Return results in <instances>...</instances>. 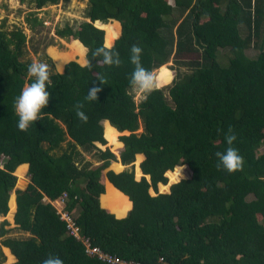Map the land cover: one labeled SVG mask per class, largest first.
I'll return each mask as SVG.
<instances>
[{
    "label": "trees",
    "instance_id": "obj_1",
    "mask_svg": "<svg viewBox=\"0 0 264 264\" xmlns=\"http://www.w3.org/2000/svg\"><path fill=\"white\" fill-rule=\"evenodd\" d=\"M59 1L31 0L36 8ZM86 14L78 26L56 30L73 41L69 50L54 47L80 62L87 47L88 63L49 70V103L27 130L17 127L14 99L33 79L32 60L24 59L28 37L20 27L0 28V214L16 191V223L30 233L3 240L17 257L11 264H43L50 256L63 264H109L68 234L49 201L64 192L82 234L122 258L264 264V0H88ZM28 20L43 24L35 12ZM113 20L122 24L118 38L120 22ZM133 44L142 48L145 68L160 67L159 84L172 79V58L191 70L137 102L129 84ZM99 46L119 52L121 63L93 58ZM96 85L98 98L87 100ZM228 134L243 158L234 172L216 156L229 146ZM106 138L119 157L96 145ZM92 150L99 164L87 160L84 152ZM23 163L28 177L15 173Z\"/></svg>",
    "mask_w": 264,
    "mask_h": 264
},
{
    "label": "rangeland",
    "instance_id": "obj_2",
    "mask_svg": "<svg viewBox=\"0 0 264 264\" xmlns=\"http://www.w3.org/2000/svg\"><path fill=\"white\" fill-rule=\"evenodd\" d=\"M87 6H88V0H60L56 4H49L42 8H36L35 5L31 2V0H26V1L0 0V28H4V29H14L15 27L22 28L26 32L28 37L27 51L24 59L43 60L49 65V70L51 72L59 71V70L63 71L62 68L56 67L54 62L52 64L48 62L47 58L44 55L45 53L47 54V50L50 46H55L62 51L69 50V44L72 43L73 41H71L68 38L60 37L59 35H57L56 30L58 28L64 27L66 24L76 27L81 22L85 20H89L86 14ZM32 12H35V14H37L38 17H40L43 20V24H38L35 27H32L31 23L28 20ZM113 21L119 22L117 20H113ZM119 24H120V29L122 30V25L121 23ZM121 32L122 31H120L118 36H120ZM87 50L88 49H86L85 51L86 53L84 57V62H82L84 64L88 62ZM226 51L227 50H223L222 54H225ZM257 53L258 51L255 49L248 50V55L250 56H255ZM77 61H79V58L77 59ZM166 64L168 65V68H170L173 72L172 79L167 83L159 84L158 75H159L160 67L156 68L153 70V73L156 78V86L154 88L168 87L173 82L174 78L177 76V72L184 74L185 72H189L191 70V67L181 63H177L174 60V58H172ZM132 93L134 94V97L137 102H140L147 95V93L141 92L137 89H133ZM103 125L105 132V120L103 121ZM141 130L142 128H140V131ZM123 134H129V132L125 131V133L123 132L120 133L118 139H120V136ZM96 145L101 149H106L107 147H111L119 157L118 155L119 151L113 147V144L109 143L108 139L106 144L97 142ZM63 146L64 147L67 146V141L63 143ZM84 153L86 155L87 160H90L93 163V165L100 163L98 158H96L95 156V150H92L91 152L86 151ZM111 167H114V163L112 164ZM18 168H17L18 171L16 170L17 172H19V170L23 168L22 174L18 173L20 176L28 177L27 170L24 169V167L21 168L20 166ZM15 193L16 191L12 192L11 197L13 199L10 200V202H14L13 206L9 203L10 209L8 213L5 215L0 214V230H1L2 222L6 219L8 220V224H5V228L8 229V231L6 232V234L0 237V248L4 253V257H2L3 255L0 254V264H11L17 261V257L12 253L10 247L3 244V240L5 238L26 237L30 234L27 231H23L19 229L18 224L16 223L15 216L18 209V204H16L15 201V197H14Z\"/></svg>",
    "mask_w": 264,
    "mask_h": 264
},
{
    "label": "clouds",
    "instance_id": "obj_3",
    "mask_svg": "<svg viewBox=\"0 0 264 264\" xmlns=\"http://www.w3.org/2000/svg\"><path fill=\"white\" fill-rule=\"evenodd\" d=\"M142 51V48L136 44H133L130 48L129 59L134 65V69L130 74L129 84L133 89L149 93L156 86V78L154 73L141 63ZM47 55L53 60L56 67L64 69L69 63V61L60 56L54 46L48 48ZM92 57L99 59L106 66H118L121 63L119 52L112 50L110 47H96L92 51ZM27 71L33 79L22 87L19 95L14 99V111L18 117L17 127L20 130H27L33 123L41 119L44 114L43 109L48 105L50 99L49 86L51 80L49 65L43 60L34 59L28 65ZM98 79L105 83L103 77L100 76ZM101 90L100 85L88 87L86 99L89 101L96 100ZM77 115L81 120H87V116L83 111L78 110ZM234 140V134L226 135V143L229 146L223 151L216 153L218 164L228 172H234L243 166L242 156L235 147L231 146ZM182 169H180L181 174ZM43 264H63V261L58 256H50L43 261Z\"/></svg>",
    "mask_w": 264,
    "mask_h": 264
},
{
    "label": "built area",
    "instance_id": "obj_4",
    "mask_svg": "<svg viewBox=\"0 0 264 264\" xmlns=\"http://www.w3.org/2000/svg\"><path fill=\"white\" fill-rule=\"evenodd\" d=\"M48 201L47 197L43 198ZM56 207L60 218L66 223L68 234L74 236L85 244V250L88 254L107 262L109 264H170L163 256L159 257L154 263L142 262L135 259H125L116 254L104 250L100 245L94 244L89 236L82 234L81 227L77 222L75 215L68 209V194L64 192L55 200H49Z\"/></svg>",
    "mask_w": 264,
    "mask_h": 264
},
{
    "label": "crops",
    "instance_id": "obj_5",
    "mask_svg": "<svg viewBox=\"0 0 264 264\" xmlns=\"http://www.w3.org/2000/svg\"><path fill=\"white\" fill-rule=\"evenodd\" d=\"M120 22V21H119ZM121 23V22H120ZM122 25V24H121ZM122 31V30H121ZM115 36V35H114ZM116 38H118L119 36H115ZM115 38V39H116ZM79 40V39H78ZM80 41V40H79ZM81 42V41H80ZM82 43V42H81ZM83 44V43H82ZM86 49H88L87 47H85ZM88 51V50H87ZM73 60H75V59H73ZM70 61V60H69ZM75 61H77V59L75 60ZM88 61V60H87ZM79 62V61H78ZM80 64H82V65H85V64H87L88 62H86L85 64L84 63H82V62H79ZM64 69H65V67H64ZM64 69H63V71H64ZM59 72H62L61 70H59ZM20 166H23L24 167V169H26L27 170V173L29 172V163H23V164H21ZM19 166V167H20ZM19 169V168H18ZM18 171V170H17ZM15 172L19 177H21L19 174H18V172ZM23 177H25V176H23ZM27 177V176H26Z\"/></svg>",
    "mask_w": 264,
    "mask_h": 264
},
{
    "label": "water",
    "instance_id": "obj_6",
    "mask_svg": "<svg viewBox=\"0 0 264 264\" xmlns=\"http://www.w3.org/2000/svg\"><path fill=\"white\" fill-rule=\"evenodd\" d=\"M95 24H96V23H95ZM96 25H97V24H96ZM97 26H98V25H97ZM98 27H99V26H98ZM70 61H73V60H70ZM70 61H69V62H70ZM65 67H66V66H65ZM64 71H65V69H64ZM64 71H62V72H64ZM127 132H129V131H127ZM14 197H15L16 204H18V203H17V193H15ZM11 199H13V198L11 197L10 200H11ZM9 203H10V201H9ZM10 204H11V203H10Z\"/></svg>",
    "mask_w": 264,
    "mask_h": 264
},
{
    "label": "bare ground",
    "instance_id": "obj_7",
    "mask_svg": "<svg viewBox=\"0 0 264 264\" xmlns=\"http://www.w3.org/2000/svg\"><path fill=\"white\" fill-rule=\"evenodd\" d=\"M106 29H108V28H106ZM10 203H11V205L13 206L14 202H10Z\"/></svg>",
    "mask_w": 264,
    "mask_h": 264
}]
</instances>
